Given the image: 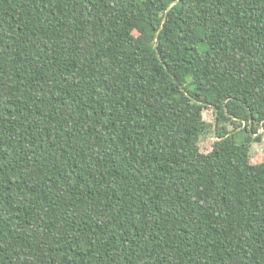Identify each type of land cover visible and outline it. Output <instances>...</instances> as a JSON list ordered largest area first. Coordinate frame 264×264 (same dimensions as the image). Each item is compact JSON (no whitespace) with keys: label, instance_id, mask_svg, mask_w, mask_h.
Wrapping results in <instances>:
<instances>
[{"label":"trees","instance_id":"1","mask_svg":"<svg viewBox=\"0 0 264 264\" xmlns=\"http://www.w3.org/2000/svg\"><path fill=\"white\" fill-rule=\"evenodd\" d=\"M261 126L264 0H0V264H264Z\"/></svg>","mask_w":264,"mask_h":264},{"label":"rangeland","instance_id":"2","mask_svg":"<svg viewBox=\"0 0 264 264\" xmlns=\"http://www.w3.org/2000/svg\"><path fill=\"white\" fill-rule=\"evenodd\" d=\"M204 118L205 120H207L208 122H210V126L203 132L202 136H201V141H200V146H201V150L203 152H208L212 149L213 147V142L216 139L215 136V127L213 126V122H214V112L211 108H205L204 112H203ZM238 123L233 122L231 124H229V128L233 129V128H237L238 127ZM260 131H264V129L261 127H259ZM244 132L241 131L239 132V136L243 137ZM251 156L252 157H258L257 161H261L264 159V139L262 142H254L251 145V150H250Z\"/></svg>","mask_w":264,"mask_h":264}]
</instances>
